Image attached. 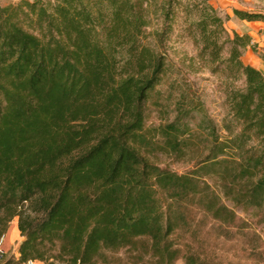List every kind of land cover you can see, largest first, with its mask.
Here are the masks:
<instances>
[{
    "label": "trees",
    "instance_id": "obj_1",
    "mask_svg": "<svg viewBox=\"0 0 264 264\" xmlns=\"http://www.w3.org/2000/svg\"><path fill=\"white\" fill-rule=\"evenodd\" d=\"M228 20L212 0H0V241L15 218L23 238L0 264H218L193 247L189 207L264 226V70ZM177 42L194 52L175 60ZM201 72L218 78L225 137L195 124L206 110L188 78ZM165 84L175 117L149 125ZM165 138L205 154L162 169L150 154Z\"/></svg>",
    "mask_w": 264,
    "mask_h": 264
},
{
    "label": "rangeland",
    "instance_id": "obj_2",
    "mask_svg": "<svg viewBox=\"0 0 264 264\" xmlns=\"http://www.w3.org/2000/svg\"><path fill=\"white\" fill-rule=\"evenodd\" d=\"M174 53L172 55L177 60L181 50H188L190 53L194 52L191 46H185L180 42L173 44ZM173 52V51H172ZM189 81L192 86V91L201 98L206 110L205 115L197 116L195 124L203 126L200 128L204 132V137L210 132L207 129L208 124L204 123L205 117L212 120V127L216 130L220 137H225L227 132L225 130V122L228 115V108L224 102V96L219 90L218 78L212 76L209 72H201L189 76ZM162 89L165 92L164 105L168 106L167 111L163 113L158 109H153L149 125L166 126L171 123L175 117L174 109L178 102V94L171 99L168 84H165ZM168 86V87H167ZM170 97V98H169ZM167 98H169L167 100ZM168 112V114H167ZM199 124V125H198ZM205 128V129H203ZM166 138L160 141L159 145L163 147L158 148L150 154V159L159 165L162 169L171 170L175 173L182 174L189 172L199 161L203 154V148L199 149L200 152L191 155L183 156L171 151L170 145H165ZM200 146H204L201 143ZM191 217L194 218L192 228L197 231V243L193 244L195 249L207 250L214 256L215 262L218 264H264V226L256 223L257 219L244 215L242 212L237 211L238 220L234 226L222 225L211 219L208 215L198 212L193 207H189ZM193 239L191 234L184 236L183 241ZM23 238L18 229V218H15L10 224L7 233L0 241V257L18 256L19 245ZM121 258V262L128 261L125 253L117 255ZM176 264H185L183 260H179Z\"/></svg>",
    "mask_w": 264,
    "mask_h": 264
},
{
    "label": "crops",
    "instance_id": "obj_3",
    "mask_svg": "<svg viewBox=\"0 0 264 264\" xmlns=\"http://www.w3.org/2000/svg\"><path fill=\"white\" fill-rule=\"evenodd\" d=\"M219 12L228 16V32L248 35L251 45L244 52V61L257 69L264 70V21H246L237 18L235 10L264 14V0H212Z\"/></svg>",
    "mask_w": 264,
    "mask_h": 264
}]
</instances>
